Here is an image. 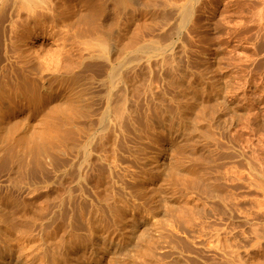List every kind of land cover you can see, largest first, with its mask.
<instances>
[{
	"label": "bare ground",
	"instance_id": "obj_1",
	"mask_svg": "<svg viewBox=\"0 0 264 264\" xmlns=\"http://www.w3.org/2000/svg\"><path fill=\"white\" fill-rule=\"evenodd\" d=\"M242 1L0 0V264H263Z\"/></svg>",
	"mask_w": 264,
	"mask_h": 264
},
{
	"label": "rangeland",
	"instance_id": "obj_2",
	"mask_svg": "<svg viewBox=\"0 0 264 264\" xmlns=\"http://www.w3.org/2000/svg\"><path fill=\"white\" fill-rule=\"evenodd\" d=\"M244 2H246V1H244ZM248 37H249V35H248ZM246 38H247V36L246 37H243L242 39H244V40L242 41V39H241V43H239V45H238V48H239L240 51L237 50V57L236 56L234 57V55L230 51V49H231L230 46H228L227 44L224 45L223 64H227V62L229 61L230 58H236L237 60H240V57H241V59H242L241 61H244V59H245V62H248L249 61L248 63H250V62L254 63L255 61L258 60L257 58H259V57L256 55L255 48L253 49V46L250 45V43L246 41ZM239 53H240V55H239ZM225 70H227L226 69V66H224L223 72H225ZM236 74H239L240 75L241 73L236 71ZM253 76H254L255 79H259V77H260V71L255 70ZM258 245H257V249H256V256L258 255L257 258L259 259V261L261 260L260 262H263V264H264V259L263 260L261 259L262 257L264 258V255L263 256H260L261 255V249L258 248ZM257 251L260 252V253H257ZM257 258L255 257V261H257L256 260ZM258 264H261V263H258Z\"/></svg>",
	"mask_w": 264,
	"mask_h": 264
}]
</instances>
